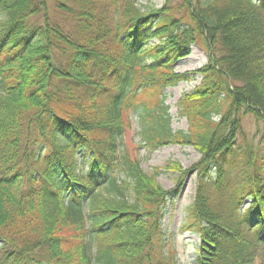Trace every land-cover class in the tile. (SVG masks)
Instances as JSON below:
<instances>
[{"label": "trees", "instance_id": "trees-1", "mask_svg": "<svg viewBox=\"0 0 264 264\" xmlns=\"http://www.w3.org/2000/svg\"><path fill=\"white\" fill-rule=\"evenodd\" d=\"M137 3L0 0V264H179L162 221L192 173V264H264V0ZM200 42L207 64L176 73ZM196 76L173 133L161 94ZM134 121L200 160L143 172Z\"/></svg>", "mask_w": 264, "mask_h": 264}, {"label": "rangeland", "instance_id": "rangeland-1", "mask_svg": "<svg viewBox=\"0 0 264 264\" xmlns=\"http://www.w3.org/2000/svg\"><path fill=\"white\" fill-rule=\"evenodd\" d=\"M165 0H138L136 8L140 10L141 14L145 12V8L162 7ZM51 4L52 0H48ZM6 18L1 13L0 22ZM191 54L185 59L177 61L174 66L175 72L188 73L196 71L198 68L207 64L208 52L205 50V44L199 43L193 45L190 48ZM200 76H196L195 79H191L188 82H180L177 87H168L162 92L161 98L164 99V105L168 106L167 115L170 117V128L172 132L179 130L186 131L187 123L186 119L178 116L177 102L190 90L199 85ZM149 99V98H148ZM152 101V100H150ZM133 114L129 113L131 117ZM134 116V115H133ZM244 122L246 134L255 133V127ZM138 125L134 121L131 122L128 128L124 140L125 150L129 152L130 156L140 161V166L143 172L149 173L152 168H159L168 165L170 162L177 163L180 169H189L193 164L198 162L200 155L193 149L188 147H182L174 144L167 146H160L155 151L147 149L140 141V135L138 131ZM180 177V172L173 171L161 174L157 178V182L165 191H171L177 185L176 180ZM196 174L188 175L184 179L181 193L178 197L171 196L168 200V206L164 213V219L162 221L165 238L168 241V245L175 250V256L177 257L179 264H192V258L196 245L198 244V236L191 231L184 229L186 222V209L193 202L195 195ZM249 202V201H248ZM247 202V203H248Z\"/></svg>", "mask_w": 264, "mask_h": 264}]
</instances>
